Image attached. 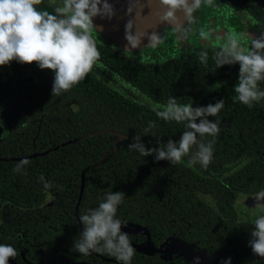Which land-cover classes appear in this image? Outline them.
I'll return each mask as SVG.
<instances>
[{"label":"trees","instance_id":"16d2710c","mask_svg":"<svg viewBox=\"0 0 264 264\" xmlns=\"http://www.w3.org/2000/svg\"><path fill=\"white\" fill-rule=\"evenodd\" d=\"M216 1L247 12L264 27V0ZM36 7L54 11L46 0ZM94 37L101 58L71 90L52 95L54 72L49 69L24 84L18 78L0 84V123L6 126L0 137V239L16 242L29 227L42 230L48 225L56 226L51 231L58 236L62 220L52 216L73 215L82 169L99 162L120 132L117 150L84 173L79 216L97 207L106 193L123 191L118 219L145 223L151 230L203 246L249 247L253 222L264 209L248 222H237L232 203L264 190V99L251 107L235 99L239 65L217 68L214 50L222 43L205 47L192 37L183 42L176 38L179 48L161 60L124 52L96 32ZM202 50L208 51L206 65L199 60ZM259 87L264 90V81ZM170 96L194 107L224 100L220 113L209 118L221 123L216 137L204 138L214 140L207 168L191 164L190 155L173 165L128 148L135 135L147 147L179 140L184 124L166 122L152 110L154 103L165 104ZM71 101L77 102L73 112ZM25 158L31 163L14 171ZM45 182L51 187L46 189ZM49 192L61 193V206L46 204ZM65 205L66 213L57 210Z\"/></svg>","mask_w":264,"mask_h":264},{"label":"clouds","instance_id":"9594fccd","mask_svg":"<svg viewBox=\"0 0 264 264\" xmlns=\"http://www.w3.org/2000/svg\"><path fill=\"white\" fill-rule=\"evenodd\" d=\"M51 2L53 12L37 9L36 6L43 0H0V66L16 60L22 64L35 62L42 70H52V95L59 96L85 80L93 71L101 58L93 34L101 26L95 24L94 20L97 17L111 20L116 16L117 9L110 0ZM153 3H158L159 8L145 16L143 10L146 4L150 7ZM203 4L215 7L213 0H127L125 52L140 47L145 37L149 41L147 46L151 47L163 41L164 36L158 32L149 34L146 28L140 27L139 22L153 16L158 23L170 25L178 40H189L197 23L196 13ZM213 32V29H201L199 37L210 42ZM225 39L226 42L214 50L217 68L239 65L238 81L234 86L235 99L251 107L254 102L264 99V90L259 87L260 82L264 81V32L257 37L249 35L250 44L242 43V37L237 34L229 33ZM199 60L207 64V50L200 51ZM220 86L219 83L215 85L217 89ZM224 106L223 99L214 104L194 107L192 103H178L176 97L170 96L165 104L154 103L152 110L166 122L184 124L185 130L179 140L169 138L166 143L159 141L158 147H147L142 137L135 135L128 148L143 157L154 156L156 161L164 160L173 165L190 155L191 164L199 163L207 168L214 156V140L205 142L204 138L216 137L221 123L209 118L217 116ZM30 163L25 158L17 163L14 171L21 172ZM44 187L50 188L51 184L45 182ZM125 195L123 191L108 192L97 207L79 216L82 231L78 234L79 238L74 240V251L85 256L91 253L107 254L115 257L119 264H132L136 250L129 234L122 230L125 222L117 218ZM254 206L264 209V190L255 194ZM253 225L249 247L253 254L264 258V214L257 216ZM18 255L17 248L0 243V264H9L10 259ZM194 264H200L199 256L194 257ZM222 264H231V257Z\"/></svg>","mask_w":264,"mask_h":264},{"label":"flooded vegetation","instance_id":"af4514ba","mask_svg":"<svg viewBox=\"0 0 264 264\" xmlns=\"http://www.w3.org/2000/svg\"><path fill=\"white\" fill-rule=\"evenodd\" d=\"M46 1L52 4L51 0ZM57 2H59V0H57ZM213 3L215 7L203 4L196 13L198 19L197 23L193 26L194 31L191 35V37L195 39L194 41H200V43L205 45L225 43L227 34L232 33L241 36L242 43L250 44V40L248 39L249 35L257 37L264 32L262 24H260L257 19L251 17L247 12L219 4L216 0H213ZM201 29L205 31L208 29L214 30L210 42L203 41L198 36L196 31H200ZM94 32H96V30H94ZM163 35V45H165L163 47L166 50L175 51L179 48V45L175 42L176 37L173 35L172 29H164ZM177 41L180 42V40ZM215 41L218 42L215 43ZM150 50L156 51V48L146 47V51ZM136 54L143 56L146 54L149 55V53ZM37 67L38 66L34 62L32 64H22L13 60L8 65L0 66V84L2 86L10 85L14 78L22 79L23 84L25 81L28 82V79H38L39 75H44L46 69L42 70ZM32 84H34V81H32ZM28 104L27 102L26 105ZM32 105L34 106L36 104ZM41 106L45 107V104H41ZM68 106L71 112H73L76 109L77 102L71 101ZM5 127L4 123H0V137L4 133ZM72 141L74 142L76 139ZM54 195L55 194L52 192L46 194V204L61 206L62 199L59 197L61 193L59 192L57 195ZM254 196L255 195L246 194L240 198H244L246 203L247 197ZM240 198L237 197L233 200V206L235 201ZM79 201L76 200L73 215L55 214L52 216L54 220H62V223L57 225V227H61L58 236L51 231V229L56 226L48 225V227L42 230L32 228L33 226L29 227L21 233L16 242L0 239V243L11 244L13 247L17 248L19 252V255L15 259H10L9 264H119L115 257L107 254L91 253L85 256L73 250L72 246L74 240L75 238H79L78 234L82 231V224L79 223L78 219ZM246 205L253 206L254 203L251 205L246 203ZM66 208L67 206L65 205L64 209L57 208V210L66 213ZM256 214L250 216L246 222ZM233 216L234 221L245 222L237 220L236 213ZM0 217H2V215H0ZM26 217H29V215H24V218ZM122 221L125 222L122 230L129 234L132 246L136 250L132 264H194V257L196 256L200 257V264H222V261L227 260L229 257H231V264H264V258L253 254L250 247L236 245L203 246L200 245L198 241H187L175 234H164L162 230H151L145 223H133L128 220ZM9 237L11 236L9 235ZM172 238H178L183 242L189 243L191 245V251H188L190 252L189 255L176 246ZM241 248H243L244 251H248L245 256L239 254V252L243 250Z\"/></svg>","mask_w":264,"mask_h":264},{"label":"water","instance_id":"95a60500","mask_svg":"<svg viewBox=\"0 0 264 264\" xmlns=\"http://www.w3.org/2000/svg\"><path fill=\"white\" fill-rule=\"evenodd\" d=\"M110 2L114 3L115 8L117 9V14L111 20L100 19L99 17L95 18L94 23L99 25V26H101L100 30L96 31V32H98L102 37L110 39L117 47H119L120 49L125 51L124 50V46L127 43L126 40H125V24H126V21L128 19V16L125 15V9L127 7V0H110ZM158 8H159V4L158 3H153L150 7L147 6V4H146V6H145V8L143 10V14L145 16H147V15H149V13L151 11H154L155 9H158ZM181 19H182V16H181ZM139 24H140L141 28H146L145 30L149 34L151 32H153V31H155V32H158L159 34H161V36H164L163 35L164 34V29H172L170 27V25H166L164 23H158L156 17H154V16L148 18L147 20L139 22ZM148 27H151V28H148ZM172 31H173V35L177 38L175 31L173 29H172ZM148 43H149V41L145 37L143 39V42H142L140 47H138L137 49H134L132 51H129V52L130 53H142V52H144V50L146 51V47H151V46H147ZM162 43H163V41L161 43H159L158 46L152 47V48H160ZM94 133H97V132H94ZM117 135H118V137L114 141V147L112 149L107 150L104 153V155L102 156V158H101V160L99 162H97V163H95L93 165H90V166H94V165L103 163L105 161L106 156H107L108 153L115 152L117 150V148H118L117 142L122 137V134L120 132H117ZM34 155H36V154H33L31 156H34ZM90 166L85 167L83 169L82 173H81V187H80V193H79L78 201L81 198L82 191H83V186H84L83 176H84V172ZM246 203H248L249 205L254 203V197H247L246 198ZM176 239H178V238H176Z\"/></svg>","mask_w":264,"mask_h":264},{"label":"rangeland","instance_id":"374dc122","mask_svg":"<svg viewBox=\"0 0 264 264\" xmlns=\"http://www.w3.org/2000/svg\"><path fill=\"white\" fill-rule=\"evenodd\" d=\"M196 32L199 36V30ZM217 42L218 41H215V43H217ZM163 46H165V45H163V43H162L160 48H157L156 51H153V50L145 51L144 50V52H142L140 54L149 53L150 58L151 59L153 58L154 60H161V59H164L168 56H171L172 55L171 50H166ZM158 52H160V53H158ZM153 54H155V57H152ZM233 207L235 209L236 218L239 221H246V220H248V218L250 216H252V215H254L260 211H263V209L257 208L254 205L253 206L246 205L244 198L237 199L235 201ZM172 239H173V243L176 246H178L183 252H185L186 254L189 255L190 252H188V251H191V245L189 243L183 242V241L176 239V238H172Z\"/></svg>","mask_w":264,"mask_h":264}]
</instances>
